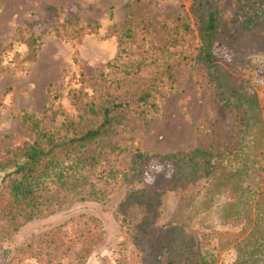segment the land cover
<instances>
[{
    "label": "trees",
    "instance_id": "obj_1",
    "mask_svg": "<svg viewBox=\"0 0 264 264\" xmlns=\"http://www.w3.org/2000/svg\"><path fill=\"white\" fill-rule=\"evenodd\" d=\"M222 1L191 0V19L175 16L159 25L165 34L161 40L147 17L109 33L118 52L97 69L98 95L70 93L75 117L60 113V121L47 129L23 115L28 141L0 157L4 264H22V257L38 264H87L108 238L104 222L91 213L32 235L20 248L2 245L25 225L68 204L107 203L116 195L121 198L112 217L121 242L115 264H264V80L258 78L264 0H236L231 28L223 20ZM45 12L62 41L80 42L86 30L99 29L97 23L82 27L73 17L61 22L51 6ZM16 31L26 60L33 61L40 37L30 24ZM195 65L206 70L214 101L235 114L231 139L222 141L218 128L210 127L202 133L205 142L192 151L156 155L136 149L125 170H102L92 179L106 142L131 131L136 121L149 127L160 113L158 100L177 90L176 72ZM153 162L160 168L149 175ZM51 191L56 198L50 202L46 194ZM189 191L193 196L186 200ZM168 192L179 195L178 204L168 226L158 228L162 196ZM135 207L142 209L137 221L130 215ZM198 222L207 232L195 238Z\"/></svg>",
    "mask_w": 264,
    "mask_h": 264
},
{
    "label": "rangeland",
    "instance_id": "obj_2",
    "mask_svg": "<svg viewBox=\"0 0 264 264\" xmlns=\"http://www.w3.org/2000/svg\"><path fill=\"white\" fill-rule=\"evenodd\" d=\"M47 6L59 11L61 22L64 17H73L82 27L97 23L99 29L92 34L86 30L80 42L62 41L53 32V22H46ZM221 8L223 20L231 28L237 1L223 0ZM175 16L190 20L191 0H0V157L4 150L28 141L29 133L22 124L24 114L40 120L49 129L60 121V113L75 117L70 93L83 91L90 97L100 93L101 85L95 80L97 69L112 62L118 52L117 39L107 36L109 33L122 32L147 17L155 39L161 40L165 34L159 25L169 23ZM28 24L42 44L31 62L26 60V48L18 41L16 31ZM259 63L258 78L264 80V56ZM175 75L177 90L158 100L160 113L152 124L146 127L139 120L131 131L110 138L91 171L92 179L102 170H125L136 149L156 155L192 151L205 142L202 133L210 127L218 128L222 141L231 139L237 131L235 114L214 101L212 84L204 67L179 69ZM159 168L153 162L149 175ZM191 193L184 194V198L192 197ZM46 198L51 202L56 192L47 193ZM120 198L121 195L113 196L107 203L68 204L50 217L25 225L11 242L2 246L11 250L20 248L32 235H40L80 213H91L104 222L108 238L87 264H115L121 231L112 213ZM178 200L175 192L162 196L163 213L155 223L158 228L167 227L171 222ZM141 213L142 209L135 207L130 215L137 221ZM192 231L199 238L207 232V226L198 222ZM20 260L22 264H38L24 257ZM4 263L0 249V264Z\"/></svg>",
    "mask_w": 264,
    "mask_h": 264
}]
</instances>
